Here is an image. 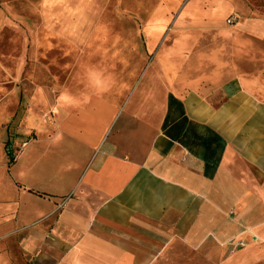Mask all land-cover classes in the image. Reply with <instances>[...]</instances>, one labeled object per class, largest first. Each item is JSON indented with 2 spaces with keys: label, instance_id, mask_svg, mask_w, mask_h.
Instances as JSON below:
<instances>
[{
  "label": "crops",
  "instance_id": "obj_1",
  "mask_svg": "<svg viewBox=\"0 0 264 264\" xmlns=\"http://www.w3.org/2000/svg\"><path fill=\"white\" fill-rule=\"evenodd\" d=\"M69 1L0 0L5 45L19 28L35 84L28 141L0 161V264H264L247 245L264 239V17L161 0L142 70L122 54L124 22L89 47L88 0ZM51 63L69 70L49 93L37 72Z\"/></svg>",
  "mask_w": 264,
  "mask_h": 264
},
{
  "label": "rangeland",
  "instance_id": "obj_2",
  "mask_svg": "<svg viewBox=\"0 0 264 264\" xmlns=\"http://www.w3.org/2000/svg\"><path fill=\"white\" fill-rule=\"evenodd\" d=\"M79 0H72L68 2L69 10L71 7H78L81 4L76 2ZM161 0H88L89 5V16L87 23L93 26L91 33V26L87 35L83 38V42L88 46H95V40L97 36L101 37L103 34L115 35L118 37V32L123 31L124 28L120 27L119 30H112V26L118 24L117 20L124 22L127 25L126 31V46L125 54L127 57H137L141 60V68L144 70L149 64L151 59V49L148 46V32L145 31V22L143 19H148L150 11H153L159 6ZM238 4L237 14H249L258 15L264 17V0H236ZM110 8L109 15H102V10ZM91 9L93 11H91ZM100 11V12H99ZM93 12V15H92ZM99 14H96L98 13ZM114 12H118L117 16ZM234 15L229 16L228 18ZM237 19V16H234ZM235 19V20H236ZM3 20V16L2 19ZM235 20L231 21L234 22ZM228 21V19H227ZM83 20L82 23H84ZM122 26V25H117ZM13 29V38L15 39L16 45L8 48L5 45V32L0 29V161L5 157L7 160H11L9 152L14 155L16 150L21 145V139H19L20 123L25 109L29 103V98L32 97L35 89V84L28 79L23 77V71L26 66V62L29 58L28 46L25 45V38L19 28ZM102 38V37H101ZM87 39V40H86ZM77 40V38H76ZM101 41V39L99 40ZM75 47L73 45H70ZM70 48L67 57L66 65L69 67L71 62V56L74 55L75 49ZM77 52V50H76ZM76 55V54H75ZM50 60V59H49ZM57 67V65H55ZM50 72L46 70H39L42 77V81L45 83L47 92L51 93L49 89L52 86L58 87V80H55L51 76L55 75H66L69 68L64 73L53 72L56 69L53 68L52 63L50 64ZM71 67V66H70ZM53 73V74H52ZM40 76H37V79ZM69 79L65 78L62 80V86L68 84ZM51 96V95H50ZM40 107L45 106L46 103L43 99L37 102ZM48 109V108H46ZM50 110L46 111L45 114L48 116ZM22 144V143H21ZM259 234V238L249 242L248 246H264V239ZM245 246V245H244ZM240 246V247H244Z\"/></svg>",
  "mask_w": 264,
  "mask_h": 264
},
{
  "label": "built area",
  "instance_id": "obj_3",
  "mask_svg": "<svg viewBox=\"0 0 264 264\" xmlns=\"http://www.w3.org/2000/svg\"><path fill=\"white\" fill-rule=\"evenodd\" d=\"M235 19H236V18H235L234 16H232V17L228 18V22H229V23H232L231 21H233V20H235ZM27 141H28V140L23 141L22 144H21V147H23V146L26 144ZM17 150H18V149H17ZM17 150H16V152H15V154H14V159L19 155V153H20V151H21V148H20L19 151H17ZM237 245H239V246H244V245H245V242H244L243 240H239V241L237 242Z\"/></svg>",
  "mask_w": 264,
  "mask_h": 264
},
{
  "label": "trees",
  "instance_id": "obj_4",
  "mask_svg": "<svg viewBox=\"0 0 264 264\" xmlns=\"http://www.w3.org/2000/svg\"><path fill=\"white\" fill-rule=\"evenodd\" d=\"M9 155H10V157H11V161H13V159H14V155L12 154V152H9Z\"/></svg>",
  "mask_w": 264,
  "mask_h": 264
}]
</instances>
